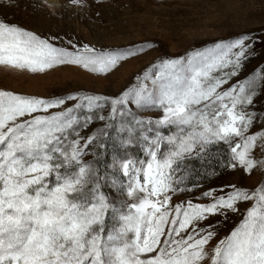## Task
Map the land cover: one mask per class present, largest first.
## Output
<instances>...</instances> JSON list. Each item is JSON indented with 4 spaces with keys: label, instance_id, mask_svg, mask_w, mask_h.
<instances>
[{
    "label": "rangeland",
    "instance_id": "obj_1",
    "mask_svg": "<svg viewBox=\"0 0 264 264\" xmlns=\"http://www.w3.org/2000/svg\"><path fill=\"white\" fill-rule=\"evenodd\" d=\"M0 264H264V0H0Z\"/></svg>",
    "mask_w": 264,
    "mask_h": 264
},
{
    "label": "trees",
    "instance_id": "obj_2",
    "mask_svg": "<svg viewBox=\"0 0 264 264\" xmlns=\"http://www.w3.org/2000/svg\"><path fill=\"white\" fill-rule=\"evenodd\" d=\"M209 155H207V157H209ZM210 158H207V160H209ZM192 161H193L192 162L193 169L196 170V172H199V173L202 172L203 173V171L206 169L205 164L204 163L198 164V161L196 159H194ZM211 163L212 162L209 161V164H211ZM214 163H216V162H214Z\"/></svg>",
    "mask_w": 264,
    "mask_h": 264
}]
</instances>
